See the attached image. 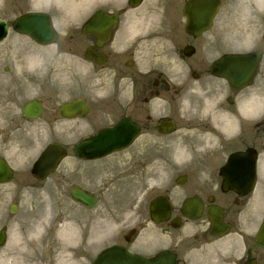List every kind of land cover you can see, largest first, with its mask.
Instances as JSON below:
<instances>
[{
	"label": "flooded vegetation",
	"instance_id": "af4514ba",
	"mask_svg": "<svg viewBox=\"0 0 264 264\" xmlns=\"http://www.w3.org/2000/svg\"><path fill=\"white\" fill-rule=\"evenodd\" d=\"M191 1L194 0H92L87 9L80 11L75 10V0L72 4L62 3V8L46 4V11L54 26L63 28V41L64 45L67 43V50L74 56L88 47L93 48L95 55L103 53L106 64L110 65L114 82L111 83L109 97L84 100L87 105L84 117L64 119L59 112V106L64 101L71 102L74 98L75 76L71 73L64 76L70 80L68 88H59L60 93H69L68 98L61 99L58 106L49 104V94L43 98L44 120L41 131L51 139V143L63 144L67 156L74 159L78 167H89V170L83 168L81 172H77L75 179L77 180L78 174L92 176L99 169L96 162L102 163L100 171L105 172L113 163L104 160L120 151L97 160H83L73 154L74 145L97 136L102 130L113 128L123 119L128 121L125 127L130 132L138 127V135L126 150L139 143V151L147 163L152 162L149 157L154 155L160 160L159 168L169 171L175 170L178 165L183 172L165 180L159 192L141 199L137 211L130 213L121 209L119 213L127 214L130 220L125 221L122 232L113 233L105 240L100 235H94L90 244L83 243L75 248V242H72L65 245L72 248H61L63 242L58 241L61 237L56 229L42 227L48 241L41 243L43 248L36 254L34 264H80L83 259L85 264H93L102 251L110 247L117 250L104 257L106 262L110 260L109 264L122 260V250L129 255L155 259L153 264H264V248L255 243V234L264 218V207L258 222L250 216L253 214V203L258 199L264 200V111L257 117L239 114L240 103L247 100L240 97L243 89H233L225 79L218 78L219 87L224 93L215 109L230 125L226 131L229 139L226 144H230L228 154L244 153L250 147L256 151V184L253 190L248 191L245 187L250 174L244 162L245 156H240L239 162L231 164L233 174H225L226 178L233 176L235 190L221 188L223 178L219 172L226 163L224 158L215 162L176 164L172 156L176 144L175 132H161L159 123L175 120L176 100L171 96L186 89V81H182L176 89L171 83L172 79L158 66H140L134 57L140 52L139 40L133 35L128 36L131 29L129 25L123 24L133 21L122 18L127 16L128 11L144 6L161 9L163 20L170 23V32L173 34L172 54L180 65L186 67L187 74L196 80L209 75L211 64L227 54L254 52L258 55V65L250 84L257 92L264 93V0H219L212 27L196 36L188 33L186 26L189 23H199L192 19L191 13L188 23L183 10L206 9L201 4L191 5ZM97 10L117 15V21L109 30L102 47H96L95 44L103 38L94 33H82L83 25ZM211 31L214 34L211 35ZM241 42L247 46L246 50L239 51ZM95 64L96 61L92 60L93 68ZM223 66L224 62L221 61L219 71ZM23 119L16 122V118L11 117L0 130V161L13 170L10 181L0 183V199L7 196L2 187L17 181L18 173L15 168L22 166V152L31 143V122ZM122 135L127 136L125 133ZM27 177L28 175H23L18 179L19 186L23 187ZM31 182L29 178L26 185ZM15 194V190H12L11 198ZM157 196L161 199L151 213L150 202ZM188 197L198 198L200 210L196 219L184 216L181 212L183 200ZM15 202L17 201L12 200L0 211V229L4 228L6 233L19 234L28 230L26 218L30 216L20 215L19 211L10 212L13 206L18 209ZM211 207L220 210L215 217L220 229L213 225L208 215ZM187 212L191 214L189 209ZM153 217L161 219L155 221ZM34 229L37 230V227ZM51 229L54 231L49 234L48 230ZM32 232L33 230H28L25 233ZM99 241H103V244H96ZM86 246L91 248L86 249Z\"/></svg>",
	"mask_w": 264,
	"mask_h": 264
},
{
	"label": "rangeland",
	"instance_id": "374dc122",
	"mask_svg": "<svg viewBox=\"0 0 264 264\" xmlns=\"http://www.w3.org/2000/svg\"><path fill=\"white\" fill-rule=\"evenodd\" d=\"M27 1H29L30 4H33V2L37 0ZM19 10L20 9L16 7L12 8L11 10L7 4L4 5V3L1 2L0 17L13 18L14 15L19 13ZM139 13L136 14L138 18ZM145 13H149V11ZM147 15H142L141 18L143 19V17ZM159 23L162 25L160 29L163 30V35L159 36L157 34L158 37L152 38L142 37L143 42L140 43L139 47V55H141V59L136 60L138 63L142 61L146 64L154 62L157 63L158 61L159 65L162 67L166 65L168 66V64H170L171 76H176L178 80H182L185 77V70L182 69V67L178 68L174 67V65L172 66L170 62L172 56L171 54H169L170 48L168 47L167 50H165L168 44L170 46L173 36L168 33L169 25L167 24V22L163 21L160 13L158 19H156L154 23V27H158L157 24ZM143 30L147 32V29H139L140 35L143 34ZM212 34H214L213 31H211V35ZM146 40L147 43L145 42ZM1 44L0 70L7 66L10 67V70L7 74H2L0 72V87L4 79L9 78V75H11L13 72V77L15 80L12 84L15 86V101L14 103H7L5 101L3 102L4 105L0 104V126L2 122L9 121L11 117L21 116L20 108L25 99L40 96L41 93H43V90L41 88L42 81L46 77L49 80L50 73L57 74V72L54 71V68L66 69V67H75L76 83L75 94L73 95L78 97H87L89 99L101 98L105 95V93L103 92L106 86L105 82H108V84H110L112 73L110 71L111 69L109 67V64H106L105 67L96 69L93 72L89 62L84 61L81 58H75L74 60L73 58L65 54L59 53L61 51L55 49L56 44L50 46H40L33 43L29 38L20 36L17 33H11L9 38L3 41ZM29 56L42 57V67H29V65L25 62L26 57ZM51 83L53 84V86H47L49 87V90L53 92L55 91V88H58V80L55 79ZM200 84L201 86L199 87L193 85V91L183 92L182 96H178L175 98L185 97L189 101H187V103L192 105V107L190 108L203 115L204 111L202 110L205 106V102H210L218 99L221 90L219 89L218 81L215 80H202L200 81ZM252 91H254L253 88ZM252 91L249 92L247 90H243L242 96L248 99ZM67 94L68 93H54L53 96H51L52 101L50 102V104H54V100L58 101L59 99L68 97ZM260 96L264 98V94ZM0 97H2L3 99L5 98L4 100L8 98L7 94H4L3 92L0 93ZM13 99L14 97L12 98V100ZM180 106H183L182 103H180ZM263 106L264 103H262L261 106L256 109L255 114L261 113V110L264 109ZM191 112L192 111H189V113ZM182 113L186 112L182 111ZM20 118L21 117H19L18 119L20 120ZM215 122L217 125H222V121L219 122L218 118H216ZM206 126L204 124L190 125L188 128H184L182 130L179 129L177 131V133L175 134L176 142H179L180 139L182 142V144L179 143L177 145L175 150L177 161L187 158L188 152H196V149L201 148L204 140V134L205 132H208L206 131V129L212 130L211 125ZM209 133L213 136L212 147H215L216 149L208 152V156L211 157L215 153L225 152L227 147L224 146L222 139L219 138L220 136L217 137V133ZM35 135L39 137L41 136L39 134ZM180 136L182 138H180ZM34 138L35 137H33V139ZM182 139H184V141ZM185 139L188 140V143ZM33 141L35 142V140ZM178 148H181L184 151L183 155H180L177 152ZM30 151H32V149ZM26 154V156H28L30 152L28 151L26 152ZM138 154L139 150L134 147L127 153H121L113 157L112 160H115L114 164L116 165V167H118L115 173L114 170L112 172L106 171L104 173L99 169L89 177L81 176V174L77 175L78 178L84 180L82 182H78V184L97 193L99 196V201L93 208H85L80 204H74L69 198L68 186L72 182H76L75 175L77 174V172H81L83 167H78L74 159L68 158L64 161L61 167V174H65L62 176V178L66 176L64 180H59V176L53 175L49 178V180H46L40 186L31 185L30 187H28L26 186V182L30 178V176H28L22 184L24 186L23 188H21V191H18L17 195L12 199L10 195H7L9 189L5 186L3 189L5 192V196H7L3 200L0 199V211H3V208L11 200H16L19 205V212H21L20 215L25 214V216H30L26 218L28 220V230H33L38 222L41 221V219H43L45 216L49 221V227L54 226L55 222L59 220L61 222L70 221L72 222V224L74 222L75 243L80 242V240L83 237H86L87 234L89 239V237H91V234L94 236L107 230L110 231L112 228L111 233L101 234L102 237L109 236L110 234L118 231L124 226L123 221L120 220L123 216L121 213H119L121 209H124L122 211L128 212L130 210H135L134 208H131V205L134 202H132L130 206H128V201L130 199H135V190H137L140 185H143L144 181H146L147 183L146 187L150 189L152 186L159 184V178L162 177L160 169L145 165L144 160L135 157ZM215 157H217V154L215 155ZM203 160L204 159H202L201 161ZM101 165L102 163L99 164L100 167ZM84 170H89V167H86ZM122 175L124 176L121 178ZM21 177L23 176L17 177L16 183L19 184L18 179ZM120 178L121 180H119ZM16 190L18 189L15 188V191ZM59 217H62L63 219H59ZM36 221L38 222L36 223ZM22 227L24 226L22 225ZM28 230H25L19 234H15L14 237H16L17 239H13L10 235L7 244L4 246V248L0 249V255H2V253L6 251V256L9 257L10 261H2V263L0 264H28L26 261L29 258L25 260V257H27V255H25V251L27 253L29 249H32V259L34 258V251L36 250L35 248L40 247L38 246L40 245V243L38 244L39 241L35 240H33L31 243H27L29 235L25 232H27ZM36 236L37 235H32V237ZM42 239H44L45 242L46 235L42 236ZM19 241H21L24 246L19 245ZM96 244H103V241H99ZM20 247H23L22 256L19 254ZM88 248L90 249L91 246H89ZM80 264H85V259H83Z\"/></svg>",
	"mask_w": 264,
	"mask_h": 264
},
{
	"label": "water",
	"instance_id": "95a60500",
	"mask_svg": "<svg viewBox=\"0 0 264 264\" xmlns=\"http://www.w3.org/2000/svg\"><path fill=\"white\" fill-rule=\"evenodd\" d=\"M2 25V24H1ZM20 31H22L23 33H26L28 35H30L34 40L38 41L39 43H50L52 41L53 38V33L51 31V27L49 25L48 20H43L42 17L39 16H32V15H26L24 17H22L20 19V21H18L17 23ZM204 27H207V25H204ZM5 31V28H3V30L0 32V38L2 37V33ZM89 57V56H87ZM247 56H237L238 60L240 62H242L243 60L247 59ZM216 64L213 66V68H215ZM253 66H254V59H252L251 64L249 65H243L242 63L237 66L236 68H234L232 70V77L239 80L240 83H246V81L248 80V78L251 76L252 71H253ZM25 113L29 116H35L37 113H29L28 110H25ZM54 152L56 153V156L53 158L52 162H50L51 157L53 156L52 153L50 152L48 154L49 158L47 160V162L49 163V165L52 167L54 165H56L59 157H61L62 153L61 151L58 152V150L56 151V148L53 149ZM94 155L97 154H89L85 156H89V157H93ZM234 162V155H231L228 163H232ZM41 169V162L40 164L35 168L34 173H38ZM52 169V168H51ZM254 171V160H252V168H251V172L253 173ZM254 176V174H253ZM42 177V176H40ZM254 178V177H253ZM71 195L75 200L81 201L83 203L86 204V206H92L95 202V198L84 193L83 191H81L80 189H72L71 191ZM0 240H2V234H0Z\"/></svg>",
	"mask_w": 264,
	"mask_h": 264
},
{
	"label": "bare ground",
	"instance_id": "6f19581e",
	"mask_svg": "<svg viewBox=\"0 0 264 264\" xmlns=\"http://www.w3.org/2000/svg\"><path fill=\"white\" fill-rule=\"evenodd\" d=\"M143 13V12H142ZM130 15V14H128ZM139 18L137 20H135L134 22H132V24L138 26L139 23L142 21L141 18V14L139 13ZM148 25H150V23H148ZM147 26V23H144V27ZM25 62L29 65V67L32 68H41L43 65V58L40 56H29L26 57ZM259 99L257 98H252L251 100L247 101L243 106L245 109L247 110H253L254 108L257 107L258 105V101ZM222 119H224V116H222ZM225 120V119H224ZM228 122V121H226ZM213 136L209 133H205L204 134V143H205V147H208V145L210 144L211 140ZM179 153H183V150H179ZM60 230L66 235L69 236L72 234V229L70 228V225L68 223H64L60 225ZM23 253V248H20V255H22ZM6 255V251L4 253H2V255H0V263H2V257H5Z\"/></svg>",
	"mask_w": 264,
	"mask_h": 264
}]
</instances>
